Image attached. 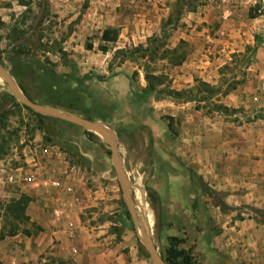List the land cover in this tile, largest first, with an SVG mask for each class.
I'll list each match as a JSON object with an SVG mask.
<instances>
[{
	"label": "rangeland",
	"instance_id": "obj_1",
	"mask_svg": "<svg viewBox=\"0 0 264 264\" xmlns=\"http://www.w3.org/2000/svg\"><path fill=\"white\" fill-rule=\"evenodd\" d=\"M182 1L178 5L176 0H0V64L9 74L14 69L17 76H11L15 83L32 96L41 89L39 73L31 67L33 61L56 73L70 72L58 49L73 63L76 76H99L84 82L88 100L99 103L109 114L105 124L110 129H119L118 133L113 130L116 148L138 221L159 254L166 237L175 236L179 247L191 251L193 264H199L204 259L202 242L214 248L215 235L225 221L220 213L227 208H215L221 201L220 193L199 190L198 183L205 185L200 176L199 180L195 174L188 175L189 185H183V174L189 171L185 173L181 164L177 171L170 166L166 150L172 152L179 145L169 148L167 139H178L189 129V121L202 123L203 118L234 127L250 123L255 129L260 127L264 121V92L258 91L264 77V1L238 5L237 25L231 19L234 8L230 0ZM104 29L108 36L115 33L113 41L101 40ZM256 39L259 44L253 49ZM138 44L150 46L152 54L135 61L124 59ZM174 47L175 54L166 51ZM12 53L24 60L23 64L13 67L7 60ZM181 53L182 62L173 65V57ZM185 63L189 67L181 69ZM144 71L164 77L159 88L185 91L195 101L152 95L145 102L133 101L132 90L145 85ZM200 82L212 87L210 103L198 101L207 92L201 90ZM5 91L0 79V92ZM211 104L222 108L215 111ZM168 122L170 133H165ZM182 123L187 124L186 129ZM59 125L61 135L57 136L19 103L11 106L0 122V166L19 165V150L25 144L55 147L62 155L59 165L66 166L64 182L78 199L70 214L76 215L78 228L103 231L95 240L110 235L101 246L111 252L103 260L98 257V246L59 239L48 241L41 252H19L23 242L14 241L20 246L18 252L4 254L0 264H151L138 239L141 233L133 227L122 200L107 144L76 125ZM146 188L157 194L152 205ZM20 194H25L23 185H0V203ZM41 196L45 218L52 222L47 197L45 193ZM52 224V229L65 230L59 223ZM127 241L135 252H126L123 244Z\"/></svg>",
	"mask_w": 264,
	"mask_h": 264
},
{
	"label": "crops",
	"instance_id": "obj_2",
	"mask_svg": "<svg viewBox=\"0 0 264 264\" xmlns=\"http://www.w3.org/2000/svg\"><path fill=\"white\" fill-rule=\"evenodd\" d=\"M230 1L234 8L231 19L237 25V6L246 1L259 0ZM184 67H189V63L182 64L181 69ZM201 122L189 121V129L179 135L178 139L176 136L174 139L168 137L169 148L175 145L179 147H174L172 152L166 150L173 170L177 171L180 164L185 173L193 170L214 193L221 194V202L227 207V211L220 213L225 221L221 225L223 229L218 230L219 234L215 235L217 242L214 248L202 242L204 259H200L199 264H264V121H261L257 129L251 123L234 127L231 123L209 118H203ZM182 124L186 129L187 124ZM170 126L168 122L165 133H170ZM243 128L246 131H242ZM248 129L252 131L247 132ZM178 148L180 151H177ZM188 175L183 174L182 183L185 186L189 185ZM41 193V190L32 185L25 186V195L30 199L25 213L29 221L40 228L38 233L30 236L20 233L4 236L0 239V257L18 252L17 248L20 246L13 244L14 241L23 242L19 252H41L48 241L59 239L63 243L81 241L83 246H98V257L105 260L103 257H108L111 250L101 245L110 235L97 239L102 230L87 231L82 226L78 228L74 214H70L74 225L71 231L52 229L53 221L48 222L43 213L44 197ZM215 208L221 210L218 205ZM59 224L64 227L63 222ZM123 247H127L126 252H135L131 242L127 241Z\"/></svg>",
	"mask_w": 264,
	"mask_h": 264
},
{
	"label": "trees",
	"instance_id": "obj_3",
	"mask_svg": "<svg viewBox=\"0 0 264 264\" xmlns=\"http://www.w3.org/2000/svg\"><path fill=\"white\" fill-rule=\"evenodd\" d=\"M178 5H182V0H176ZM115 39V33L113 32L112 35L108 36V30L104 29L101 33V40L109 42ZM157 39L153 40L156 42ZM259 44V40L256 39L255 45L253 49ZM60 53V58L62 60V64L71 68L70 72L68 73H56L52 69L40 64L38 61H33L31 67L33 70H36L39 74L41 80V89L40 92L36 95L32 96L27 91L26 88L24 89L23 86L18 85L20 90H25L23 93L28 99L31 101L38 102L43 105H50L53 107L60 108L62 110L69 111L71 113L80 115L88 120H99L103 123H109V114L105 112L102 106L92 100H88V93L87 88L84 84L85 81L92 79L93 77L99 79V76H92L90 74H83L81 76H76L72 68L74 67L73 63L63 56L64 52L58 49ZM169 54H175L177 49L174 47L173 49L166 50ZM119 53H123L122 50H118ZM152 48L146 45L143 47L142 45L138 44L131 48L128 51L127 55L123 57L124 59L135 61L136 57L143 56L145 54H152ZM176 62L173 65L180 64L184 58V55L176 54L175 57ZM7 60L12 63L13 67L18 64H23V61L17 54L12 53L7 56ZM12 76H17L16 72H11ZM164 77L159 75H154L151 72L144 71V81L145 85L138 91L132 90V100L135 102L139 101H146L151 95L153 97H169V98H179L183 99L184 101H195L196 98H191L187 96L185 91L177 92L172 90H167L166 88L161 87L159 88L157 85L161 83V79ZM73 82L74 84H71ZM201 86V90L207 91L203 98L199 99L198 101H205V103L210 101V95L212 94V87L208 84L200 82L198 84ZM24 92V91H23ZM17 102L15 99L8 93V92H0V122H2L8 112V109L11 106H14ZM210 103V102H209ZM32 115L37 117L41 122L48 124L52 132L60 136L61 135V127L59 123L66 124L68 126H73L68 122L61 121L56 118H51L47 116H41L39 114L34 113L30 109L25 106H22ZM211 107L215 111L222 108L219 104H211ZM113 130L118 133V127H113ZM86 134L93 135L90 132L84 131ZM148 144L150 146L151 139L150 136L148 138ZM108 150H106V153ZM82 159V158H81ZM195 172L189 170V176H193ZM197 175V174H195ZM196 177L199 178V175ZM192 182V181H191ZM203 183V182H202ZM198 188L202 192L206 194L214 193L211 188H208L205 185L198 183ZM146 193L149 196L150 200L148 201L149 204L152 205V202L155 200L157 201V194L151 188H146ZM29 197L25 194H20L18 197L8 200L4 203H0V208L2 213L0 214L1 218V226H0V239L4 236H12L16 233H21L24 236L35 235L39 231V227L34 223L29 221L28 216L25 213V208L27 203L29 202ZM217 205L221 210L227 208L221 201L217 202ZM126 215V212H124ZM120 222L123 224L124 219L119 217ZM167 243L161 247L160 256L165 264H193V257L191 251L187 248L179 247L178 246V239L175 236H167L166 237ZM138 250L141 249L139 245H137Z\"/></svg>",
	"mask_w": 264,
	"mask_h": 264
},
{
	"label": "built area",
	"instance_id": "obj_4",
	"mask_svg": "<svg viewBox=\"0 0 264 264\" xmlns=\"http://www.w3.org/2000/svg\"><path fill=\"white\" fill-rule=\"evenodd\" d=\"M258 91L264 92V77L259 80ZM253 100H257V97L253 96ZM18 158L21 162L15 167L0 166V185H32L38 188L47 197L51 220L63 222L64 228L71 231L74 225L70 212L78 199L73 195V189L64 182L68 175L66 166L59 165L61 153L54 147L25 144L20 148ZM71 252L75 253V249L71 248Z\"/></svg>",
	"mask_w": 264,
	"mask_h": 264
},
{
	"label": "water",
	"instance_id": "obj_5",
	"mask_svg": "<svg viewBox=\"0 0 264 264\" xmlns=\"http://www.w3.org/2000/svg\"><path fill=\"white\" fill-rule=\"evenodd\" d=\"M0 79L4 82L8 93L15 99L17 103L27 107L31 111L41 116H47L56 118L64 122H68L72 125H76L83 130L90 132L96 136L103 138L107 144L109 151L110 161L115 172L117 183L121 190V197L124 205L127 209L129 218L133 227L140 231L141 235L138 236L139 241L143 245L151 264H165L162 260L159 252L153 246L148 233L144 226L138 221L133 209V202L130 197V184L127 176L123 170L121 160L116 148L115 134L105 123L99 120H88L84 117L71 113L66 110H62L50 105H43L35 101L28 99L18 88L11 74H9L7 68L0 64Z\"/></svg>",
	"mask_w": 264,
	"mask_h": 264
},
{
	"label": "bare ground",
	"instance_id": "obj_6",
	"mask_svg": "<svg viewBox=\"0 0 264 264\" xmlns=\"http://www.w3.org/2000/svg\"><path fill=\"white\" fill-rule=\"evenodd\" d=\"M138 204V203H137Z\"/></svg>",
	"mask_w": 264,
	"mask_h": 264
}]
</instances>
